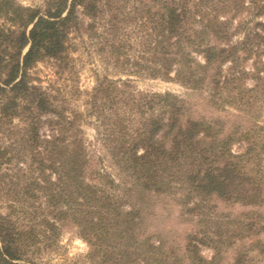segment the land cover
<instances>
[{"label":"trees","instance_id":"trees-1","mask_svg":"<svg viewBox=\"0 0 264 264\" xmlns=\"http://www.w3.org/2000/svg\"><path fill=\"white\" fill-rule=\"evenodd\" d=\"M262 17L264 0H45L42 7L0 0V134L12 141L0 146V164L17 171L0 181V264H40L59 247L65 220L78 226L93 264H221L244 241L231 264L264 260V124L226 134L225 121L188 117L183 97L140 91L132 79L176 83L208 93L215 108L250 113L257 102L245 94L264 91ZM85 33L127 78L98 76L84 114L35 84L31 71L68 62ZM90 117L119 170L145 191L183 200L203 235L174 250L146 234L142 210L93 166L82 128ZM218 202L253 210L225 214ZM203 247L214 251L211 259Z\"/></svg>","mask_w":264,"mask_h":264},{"label":"rangeland","instance_id":"rangeland-1","mask_svg":"<svg viewBox=\"0 0 264 264\" xmlns=\"http://www.w3.org/2000/svg\"><path fill=\"white\" fill-rule=\"evenodd\" d=\"M17 1L24 6L31 7H42L45 2V0ZM243 17H247V14H244ZM262 18L264 19V17ZM89 36L90 33H85L84 38L74 41L75 45L69 52L70 58L68 62L59 63L48 60L39 63L31 71L35 84L47 88L52 96H55L59 102H62L63 99L69 102L73 100V105L77 106L76 108L84 114L88 108L90 93L97 84L98 76L103 77L108 74L114 79H117L120 75L123 79L127 78V75L121 74L111 62L109 63L108 58L110 56L100 52L99 47L96 46L95 43H88L90 41ZM243 64L246 69H251L253 65L251 62H244ZM230 67L231 65L229 64L224 68V74L227 76L231 73ZM132 79L133 86L140 91L161 94L174 93L183 97L190 106V110L187 113L188 117L195 120L221 119L225 121L226 134H229L237 125H241L242 128L248 129L258 123L264 124V91L262 92L263 94L258 92L254 96L250 93H246L245 95L247 97L250 96V98L257 102L255 103V110L258 111L253 110L250 113H242L234 107H228L225 111L215 108L210 102V95L206 92L192 91L179 84L166 82L161 79L154 80L140 77H133ZM244 84H246L248 88H253V86H255V82L252 78H246ZM235 85H237V83ZM254 111L256 113H254ZM84 120L86 121L82 124V128L85 131L86 137H88L89 143H91L93 166L105 168L120 185L118 189L119 193L121 195L126 193L130 204H134L137 208L142 210L144 228L147 229V235L163 240L167 248L177 250V248H185L189 235L196 233L200 235L204 234L206 227L185 215L183 200L167 195L160 196L154 192L145 191L139 185L136 186L133 179L128 175L122 173L115 165L101 141H99L100 138H98V129L95 119L90 117ZM14 124H19L17 119ZM49 132V125H44L42 134H49ZM9 138L10 135L8 133L4 134L1 132L0 146H10L12 141ZM8 164L12 163H6L5 161L3 164H0V181L2 182L13 177L17 172L13 167L14 164ZM39 175L40 171L38 170L34 174H29V178H37ZM129 188L132 189L130 192L131 194L126 192ZM218 208L219 212L232 214L234 216L253 210L241 206H231L223 202H218ZM2 211L3 213L8 212L5 208ZM259 211L258 213L264 212V208L259 209ZM60 230L61 237L59 240V247L53 251L44 252L40 264H65L68 262L70 264L75 261L80 262V264H93L87 259L88 254L91 252V247L81 238L78 226L71 220H65L60 223ZM259 237L264 240V231ZM248 244L249 241L237 243L228 252L226 251L224 253L220 263L231 264L238 251L245 248L244 246ZM180 253L181 250L179 251V254ZM202 255L205 258L211 259L214 256V251L203 247ZM252 256L255 257L256 255L252 254ZM258 259L255 260L257 262L256 264H264V260Z\"/></svg>","mask_w":264,"mask_h":264}]
</instances>
